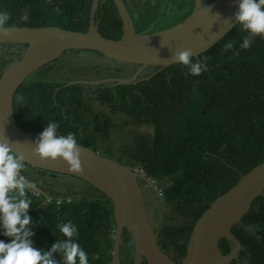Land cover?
Wrapping results in <instances>:
<instances>
[{
  "label": "trees",
  "instance_id": "16d2710c",
  "mask_svg": "<svg viewBox=\"0 0 264 264\" xmlns=\"http://www.w3.org/2000/svg\"><path fill=\"white\" fill-rule=\"evenodd\" d=\"M177 1L170 0L172 7L166 6L169 12L178 11ZM91 4L92 0H61L59 6L50 0H0V13L10 16L4 28L57 27L87 33ZM194 5L191 0L186 15L192 12ZM104 12L103 17L102 9L99 11L100 34L103 38L119 39L122 23L111 0L106 1ZM178 21L171 18L165 28ZM146 28V25H139V31ZM246 35L237 24L199 58L192 57L193 62L206 64L199 76L189 75L187 67L173 64L137 87H120L116 90L118 95L106 89L98 94L103 103L121 104L134 116L135 123L154 128V133L138 131L131 147H101L99 142L88 141L83 136L86 126L92 124L91 117L83 114L81 99L75 95L69 99L66 95L82 91L80 86L28 82L15 94L14 116L27 132L40 134L46 124L53 121L59 125L57 135L75 133L78 144L110 157L121 153L129 166L143 167L164 189L163 202L184 219L182 225L163 224L155 230L160 249L176 263H181L195 223L244 175L264 163V38L256 36L251 48L240 49ZM229 42H234V47L222 52ZM13 48L9 46L0 51V78L14 57L21 54ZM24 49L22 47L21 51ZM237 51L239 55L235 54ZM43 73L40 70L41 77ZM59 88L61 90L55 95ZM18 96L23 97L22 102L17 101ZM188 106L196 107L197 112ZM115 127L108 119L103 124L95 122L93 129L110 134ZM118 159L120 161V157ZM28 169L32 168L25 163L22 175L37 184L30 178ZM38 172L43 173L45 179L38 186L54 198L44 204L43 196L32 191L27 193L31 199L28 214L35 223L31 237L34 246L50 250L53 244L65 239L58 225L71 220L79 229L76 241L87 252L89 264L113 263L117 222L112 200L77 178L73 179L85 183L99 197H92L86 189L81 191L84 194L54 193L47 182L61 180L62 176L46 170ZM60 200H63L61 204ZM232 232L243 248L239 259L231 264H264V195L254 200L250 211L233 226ZM0 240L10 242L2 228ZM133 243L132 235L125 232L123 264L126 260L128 264H135ZM232 246L233 242L227 238L220 241L223 255H228ZM93 255L99 258L93 259ZM52 258L60 261L61 252L52 253Z\"/></svg>",
  "mask_w": 264,
  "mask_h": 264
},
{
  "label": "water",
  "instance_id": "95a60500",
  "mask_svg": "<svg viewBox=\"0 0 264 264\" xmlns=\"http://www.w3.org/2000/svg\"><path fill=\"white\" fill-rule=\"evenodd\" d=\"M114 1L124 21L120 39L103 38L99 33L94 23L99 0H94L92 21L87 33L57 27H7L4 28L7 35L0 32V49L9 45L27 46L22 56L15 58L1 74L0 142H4L7 136L12 141L9 146L24 156L26 164L60 176L84 180L112 200L117 222L113 264H123L121 256L125 232H129L134 240L135 264H231L239 259L243 248L232 228L250 211L254 200L264 195V163L244 175L234 188L211 204L193 227L185 258L181 263H176L158 244L148 217L140 183L144 178L140 172L82 144H79L82 173L70 172L66 162L59 157L55 161H42L33 153L35 145L32 142L39 134L26 132L16 121L14 98L19 87L33 78L42 66L67 52L90 51L108 60L141 67L130 79L73 82L69 85L117 82V86H129L147 67H162L164 70L175 64L171 61L175 51L191 49L193 56L199 57L237 25L231 18L238 11L239 0H213L206 4L204 0H196L194 10L184 21L157 33L138 34L122 0ZM145 36H148L147 39ZM34 191L43 195L45 204L52 200L49 194L36 186ZM223 238L233 242L228 255H223L220 250Z\"/></svg>",
  "mask_w": 264,
  "mask_h": 264
},
{
  "label": "clouds",
  "instance_id": "9594fccd",
  "mask_svg": "<svg viewBox=\"0 0 264 264\" xmlns=\"http://www.w3.org/2000/svg\"><path fill=\"white\" fill-rule=\"evenodd\" d=\"M50 1L53 3L55 1V4L58 6L61 3V0H50ZM111 1L115 6V1L114 0H111ZM127 2L130 7H134L133 5L130 4V0H128ZM93 3H94V0H92V4H91V14H92V9H93ZM105 5H106V2H102V0H99L98 11L95 14V20H94V23L96 26H98V29L100 27V21H98L99 11L100 9H102V16L104 17L103 14H105L104 12ZM56 10L59 11V9H56ZM136 12H139L141 16H143L144 14L142 9H136L134 7L131 10V13L129 12L128 15L130 17V21H132V24L134 25V28L138 34H153V33H157V32H160V31H163L165 29L172 27L171 25L170 27H167V28H161V29L156 28L155 31H151V32H146V31L138 32L136 29L135 21L139 25L140 24L146 25V24L138 21V15H136ZM91 14H90V24L92 21ZM9 19H10V16L8 13L6 12L0 13V32H3L4 35H7V32L4 30V25ZM231 20H234L236 24L240 26V30L242 32L247 33V35L244 36L242 43L240 44V49L246 50V49L251 48L252 44L254 43V37L260 36L261 38H264V0H239L238 11L233 15ZM89 28H90V25H89ZM99 33H100V29H99ZM122 35H123V31H122L121 37ZM147 37L148 36H145L146 39ZM17 46L21 48L22 47L26 48V45H17ZM233 47H234V42H229L224 45L222 52L224 50L232 49ZM2 50H6V49L4 48L0 49V51ZM23 51L25 52L26 50L24 49ZM23 51H19L21 52V54H17L14 57V59L19 55L22 56V54L24 53ZM67 53H70V56L66 57V59L68 60L75 58L77 55L86 56L87 55L86 53L92 54L91 56H95L94 52H90V51H76V52L72 51V52H67ZM235 54L239 55V52L237 51L235 52ZM192 56H193V52L191 49L175 51L173 52L171 56V61L175 64H180L182 66L187 67L189 69V72H188L189 75L199 76L202 72L205 71L206 64L203 61L193 62L191 59ZM95 57L99 58V60L101 61H103L102 59L108 60L106 58L99 57L98 55H96ZM199 57H196V58H199ZM60 58H57L54 61L45 64L44 66L40 68V70H42V68H44L48 64L55 63V61L59 60ZM110 61L117 62L120 66H123V64L135 66L136 68H134V71L132 72L133 74L137 70L135 72V75L139 72L141 68L139 65L123 63V62L116 61V60H110ZM62 63H60L59 66H61ZM107 64L110 65V68H108V70H115V67L113 64H110V63H107ZM59 66L57 70H59ZM40 70H38L35 76L33 78H30L26 83H28L30 80L32 82L37 81V82H43V83H46V82L63 83L59 81H67L66 83H63L64 87H76V86L88 85V84H75V85H69V84L73 82H96V81H107V80H116V79H130L135 76L133 75L128 78L102 79L104 76H101L103 75L101 74L99 75V77H96V80L94 81H86L82 79L84 76H86V73L84 72L82 73L83 74L82 77H74L73 80L71 81L68 79H61L59 81L48 80L44 82L39 79L41 78L40 73H39ZM164 70H167V68H164ZM164 70H162V67H147L145 68L144 71H142L137 81L134 84L129 85V86L137 87V85L141 83L150 81L151 79H153L155 76H157L159 73H161ZM130 71L131 70L126 71V72H130ZM148 71H153V74L144 75ZM53 73H55V70L51 72L49 75ZM107 73H110V72L107 71ZM107 73H104V74H107ZM45 76H46V73H43V77ZM142 77H144V79H141ZM102 85H110L111 87H113V88H107L103 86L105 87L104 90L105 89L114 90L116 95H118V93L116 91L117 88L115 87H119V88L129 87L126 85L117 86V82H106L100 85H92V86L99 87ZM80 88L82 87L80 86ZM58 90L60 91L61 89L59 88L55 92L57 93ZM85 90L86 88L82 89V91H73V92H75V96L78 99H81L82 101H85V102H89L90 100L85 96ZM98 94H97L96 100H98V102H101L99 100ZM17 101L22 102L23 97L18 96ZM58 127H59L58 123L53 122V121H49L46 124L43 131L39 134L38 138L34 142H32L35 145L33 149L34 155L38 156L40 160L42 161L49 160V159L51 161H55L59 157L64 162H66L70 172L82 173L83 167H82V161L80 158L81 148L78 144L75 133L70 132V133H67L66 135H57ZM147 128H151L154 130V128L152 127H147ZM146 132H150V131H146ZM9 142H12V141H10L7 136L5 137L4 142H0V228L3 229V235L10 238V242L8 243L4 242L3 240H0V264H77V258H78L79 264H89V258H88L87 252L76 241V237L78 236L79 229L71 220H69L67 223H61L60 225H58L59 231L63 235V237H65V239H61L57 243L53 244L50 250L38 249L34 246V241L31 239V237L34 236V231L32 229L35 227V223L33 221V218L28 214V210L31 206V199L29 198L27 193L29 191H32L35 195H40V194L34 191L35 186L36 187L38 186L35 185L33 182L27 180V178L24 175H22V170L25 168V158L23 155H20L14 152L12 148L9 146ZM132 145L124 144L120 147H123V146L131 147ZM107 157H110V156L107 155ZM111 159H114L117 162L121 163L122 165L127 166L129 168H133L136 171L140 172L141 176L144 178V180H141L140 182L141 187L143 188L144 195H145V190H147L151 194H154L156 199H160L162 203H164L163 202L164 189L160 186V184L156 180L149 177L147 171L143 167L126 165L127 160L126 162H122L120 160L121 161L120 162L118 161L119 160L118 157H111ZM62 177L67 178V176H62ZM13 192H15L16 194L10 195V193H13ZM50 196L52 197V200H53L54 197L52 195ZM52 200H50L48 203H50ZM62 201L63 200H60L59 204H61ZM152 227L154 228V230H156L153 225ZM122 244H123V240H122ZM134 249H135V244H134ZM58 250L62 254V259L60 261H57L52 258V253ZM98 258H99L98 255H93V259H98Z\"/></svg>",
  "mask_w": 264,
  "mask_h": 264
},
{
  "label": "flooded vegetation",
  "instance_id": "af4514ba",
  "mask_svg": "<svg viewBox=\"0 0 264 264\" xmlns=\"http://www.w3.org/2000/svg\"><path fill=\"white\" fill-rule=\"evenodd\" d=\"M147 1L150 2V0H147ZM211 1H213V0H211ZM211 1L210 0H204V3L206 4V3H209ZM102 2H106V0H102ZM122 2H123L124 6L126 8L127 13H129V12L131 13V10L134 7H130L126 0H122ZM194 2L196 4V0H194ZM170 3H171L170 0H157L155 7L152 4H149V10L146 13H144L143 16H142V20H143L142 23H145L146 26H147V28L144 31H146V32L155 31L156 28L152 27L151 23H154L157 20V17L160 15V12H163L164 9L166 8V6L172 7V5H170ZM190 3H191V0H178L177 3L175 4V7H177L178 11L175 14H177V13H182V15L186 14ZM194 7H195V5H194ZM115 9L117 11V14H118L120 20H121V23H122L121 28H122V31H123V29H124V21L121 18L120 12H119L118 7H117L116 4H115ZM166 10H167V8H166ZM193 10H194V8H193ZM149 13H154L155 15L149 16ZM170 13L172 14V16L174 15V17H175V14L173 12H170ZM132 17H134V16H132ZM174 17H173V19H174ZM187 17H188V15H186L182 20H179L177 23L173 24L172 26H174V25L178 24L179 22L185 20ZM174 20H176V19H174ZM135 24H136V29L139 32V24L136 23V21H135ZM140 25H142V24H140ZM8 47L9 46L5 47L4 49H7ZM11 47H14L13 51H18V52L21 51V47H19V46H11ZM26 49H27V46H26L25 50ZM86 54L87 55H92V54H89V53H86ZM94 55L96 56L97 53H94ZM19 56H21V55H19ZM19 56H17V57H19ZM68 56H70V53H67V54L63 55L59 60L55 61V63L46 65L44 68H42L41 71L46 73V76H49V74L51 72L56 70V68L60 65V63H62L63 61H67L68 60V59H66V57H68ZM102 60L104 62L113 64L114 67H115V70H108V72H110V73L101 75V76H104L102 79L128 78V77H131V76L135 75V72L137 71L136 70L132 74V72L134 71V68H136L135 66L125 65V64H123V66H120L117 62H113V61L105 60V59H102ZM129 70H131V71L130 72H126V71H129ZM147 74H153V71H148L144 75H147ZM82 79L86 80V81H94V80H96V77L84 76ZM141 79H144V77H142ZM59 82L66 83L67 81H59ZM80 86L82 87V89L86 88L85 96L88 99L93 100V101H89V102H85V101H81L80 102V104H82V108L85 110V113H83L82 111L81 112L83 114H85V116L91 117V120H92V124L89 125V126H86V132L83 134V136H85L88 141H97V142L100 143L101 147H106L107 145L103 144V143L104 142H110L113 139L114 129L121 128L124 125L129 124L130 122H134L135 123L134 116L130 112L125 111L121 104H119V105L117 104V106H112L111 104L98 102V100H96L97 94L101 93L102 91H104L105 87L113 88L110 85H102V86H99V87L92 86V85H80ZM103 86H105V87H103ZM115 88L118 89L119 87H115ZM58 92H59V90H58ZM57 93L55 92V95H57ZM129 93H130V91H128V94ZM66 95L70 99L71 97H73L75 95V92H71V94L70 93H66ZM108 114H111L112 116H110ZM118 115L123 117V119H125V120L127 118V120L125 122H118L116 120V117ZM108 119H110L116 126L115 128H111V133L110 134H105V133H103L102 130H98V129L94 130L93 129L95 122L96 123H100L101 122L103 124ZM135 125H136V128H140V127H146L147 128V127H150L147 124L139 125V124L135 123ZM151 133H153V132H151ZM105 137H107V138H105ZM121 140H124V139H121ZM133 141L135 142V139ZM110 147H111V145H110ZM118 148H116V149H118ZM117 154L118 153L115 154V157H118ZM38 170L39 169H36V168H32L31 170L30 169L27 170V171L31 172V177L30 178H33L35 181L38 182L37 184H35L37 186L41 182L42 176H43V173L38 172ZM71 179H73V178H71ZM145 200H146V208H147V211H148V216L150 218V221H151L152 225L154 226L153 220H152L153 211L158 210V208H156L153 204L155 202L157 204H160V203H162V201L158 200V199L156 200L155 199V195L151 194L147 190H145ZM133 245H134V243H133ZM143 264H145V262Z\"/></svg>",
  "mask_w": 264,
  "mask_h": 264
},
{
  "label": "rangeland",
  "instance_id": "374dc122",
  "mask_svg": "<svg viewBox=\"0 0 264 264\" xmlns=\"http://www.w3.org/2000/svg\"><path fill=\"white\" fill-rule=\"evenodd\" d=\"M128 1V0H126ZM157 0H130V4L133 5L136 9H142L144 13H146L149 10V4H152L154 7L156 6ZM192 13V12H191ZM190 13V14H191ZM136 15H138V21L143 22L142 16L139 12H136ZM155 15L154 13H149V16ZM186 14L182 15V13H177L172 16L166 8L163 12H160V15L157 17V20L154 23H151V26L154 28H165L167 26L168 22L171 20V18L174 17L176 20H182ZM189 16V15H188ZM101 64L104 66H101ZM58 68V67H57ZM56 68V70H57ZM105 68V70H104ZM108 68H110V65H108L106 62L99 60V58L91 55H77L75 58L70 59L68 61H65L59 66V70H55V73L41 77L39 78L41 81H48V80H55L59 81L61 79H68L73 80L74 77H82V73H86V76L89 77H99V75L107 73ZM54 75V76H53ZM40 77V76H39ZM34 81V80H33ZM32 81L30 80L29 83ZM90 100V99H89ZM93 101V100H90ZM189 107V106H188ZM191 108V107H189ZM193 111L197 112V108H191ZM112 116L111 114H108ZM126 118V117H125ZM116 120L118 122H125L127 120L123 119L120 115L116 117ZM138 131H150L153 132L154 130L151 128L146 127H140L136 128V125L134 122H130L127 125H124L121 128L114 129V135L113 139L110 142H104L103 144H106L107 146L118 148L124 144L132 145L134 144V139L136 137V134ZM124 139V140H121ZM106 155V154H105ZM107 156V155H106ZM118 157H120V160L122 162H126V156L118 153ZM126 165H128L126 163ZM60 179V177H58ZM42 180L45 181L44 178ZM80 181L73 180L71 177H62L61 180H50L47 183L51 186V188L55 191L54 193H58L61 195H67V194H84L81 191L83 189H86L90 192V195L92 197L99 195L95 192H92L89 190V188L86 186L85 183H78ZM46 183V184H47ZM156 199V198H155ZM157 200V199H156ZM160 200V199H158ZM158 210L153 211V224L155 229H159L163 224L167 225H182L184 223V219L177 215L171 206L160 203L157 204L156 202L153 204ZM160 210V211H159ZM123 255V253H122ZM126 258H123V261H125ZM130 263V262H129ZM128 264V261L126 260V263Z\"/></svg>",
  "mask_w": 264,
  "mask_h": 264
}]
</instances>
